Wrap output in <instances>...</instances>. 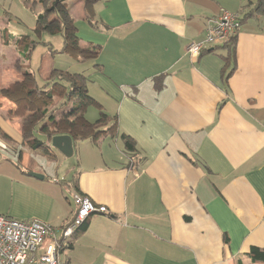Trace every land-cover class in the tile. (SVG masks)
<instances>
[{
    "label": "crops",
    "instance_id": "crops-1",
    "mask_svg": "<svg viewBox=\"0 0 264 264\" xmlns=\"http://www.w3.org/2000/svg\"><path fill=\"white\" fill-rule=\"evenodd\" d=\"M64 5L78 44L62 52L61 16L50 18L59 19L53 32L38 34L40 0H0V215L60 229L77 195L107 206L63 249L64 264H264L249 256L253 246L264 248V7L257 0ZM224 10L247 14L235 54L218 46L190 56L188 45ZM56 54L86 64L75 73L94 100L71 117V128L61 118L72 102L55 113L53 134L70 133L77 156L63 177L33 159L43 150L63 155L42 130L57 105L45 76L70 71L50 61ZM23 101L31 113L40 109L35 128L15 114ZM89 114L109 117L100 132Z\"/></svg>",
    "mask_w": 264,
    "mask_h": 264
},
{
    "label": "built area",
    "instance_id": "built-area-1",
    "mask_svg": "<svg viewBox=\"0 0 264 264\" xmlns=\"http://www.w3.org/2000/svg\"><path fill=\"white\" fill-rule=\"evenodd\" d=\"M241 23L238 13L224 10L208 20L204 38L191 42L188 53L198 57L210 48L231 43ZM74 203L71 220L60 229L38 219L24 221L0 215V264H64L61 253L72 237L91 216L108 211L107 206L86 195H77Z\"/></svg>",
    "mask_w": 264,
    "mask_h": 264
},
{
    "label": "trees",
    "instance_id": "trees-1",
    "mask_svg": "<svg viewBox=\"0 0 264 264\" xmlns=\"http://www.w3.org/2000/svg\"><path fill=\"white\" fill-rule=\"evenodd\" d=\"M48 0H40L44 5L47 4ZM66 0H53L51 3L48 4V7H45V11L42 13H39L37 16V25L35 28V32L40 34L44 31H50L53 30V28H57L55 26H59L58 20L63 21V27L67 30L65 34V46L64 49H62V52L66 51L69 45L72 47H75L78 44V36L76 32L74 31V28L72 27L71 20L68 18V11L67 7L64 5ZM252 1V0H250ZM257 6L262 8L264 7V0H257ZM59 8L63 10V17L59 19H49L47 14L51 13L52 11H59ZM57 9V10H56ZM61 10V15H62ZM247 17V14H245L244 18L241 20L244 21ZM90 21V20H89ZM22 43V41H21ZM40 43L35 41H31L29 45L27 46L29 51L34 50L35 46ZM42 44L49 47L50 52L54 53L53 47L46 43L42 42ZM227 48H230V51L235 54V41H233L229 44L224 45ZM46 86L50 87V90L46 92L48 98L50 99H56L57 105L52 109H48L46 113H49V118L51 120V123L49 125H42V130L46 131L48 133V138H51L55 130V113L57 110L60 109V107H64L65 105H68L72 102V107L70 110L64 112L62 114L61 120L65 122L66 125H68L70 128L74 126L75 120L71 117L75 116L78 113H81V110L91 105L94 100L89 95L88 89L85 85V76L83 74L71 72V71H63V70H55L48 81H46ZM157 87H161L159 82L156 83ZM11 90V88H9ZM45 109L43 108L42 114H45ZM40 113V109H37L33 113L30 112V106L26 102H21L18 105L17 110L15 111V114L17 116L21 117L22 123L24 126L30 124V122L34 121V128L36 127L38 123V114ZM109 117L106 114H102L101 118L98 119L94 124H92V127H94L95 132L98 133L101 131V125L105 124L108 121ZM40 124V123H39ZM58 131V130H57ZM126 144L129 151H134V141L129 137L126 136ZM36 141V140H35ZM40 147L39 145L35 144V148ZM75 189H79L74 183L68 184ZM79 191V190H78ZM81 195V194H80ZM88 225V222L86 221L83 226L81 227L82 230H84ZM249 256L254 262H264V248L253 246L249 252Z\"/></svg>",
    "mask_w": 264,
    "mask_h": 264
},
{
    "label": "rangeland",
    "instance_id": "rangeland-1",
    "mask_svg": "<svg viewBox=\"0 0 264 264\" xmlns=\"http://www.w3.org/2000/svg\"><path fill=\"white\" fill-rule=\"evenodd\" d=\"M53 0H48L47 4L44 5V7L42 6V8L44 9L43 12L45 11V7H48V4L51 3ZM79 2V1H78ZM78 3L75 1L74 3H72L71 5H73L72 9H76ZM57 10V9H56ZM61 10L59 8L60 14L58 11H52L51 13L47 14L48 18H52L53 16H62L63 17V10H62V15H61ZM83 10V8H82ZM63 40L62 36L59 35H55L53 36V38L51 39L52 43L55 45V47L58 48V46H60L61 48L63 47V42H61ZM61 43V44H60ZM71 56V55H70ZM50 61H54L56 66L62 67L63 64H66L67 66H69V70L71 72H78L79 69H82V67L86 66L85 63H78L77 61H75V59L71 56V58L67 57V56H63L60 54H56V57H52L49 56ZM24 67V66H23ZM47 77L46 81L49 80V75L45 76ZM7 90V89H6ZM5 90V91H6ZM70 106V105H69ZM66 107V106H64ZM63 107H60V109ZM39 115V114H38ZM89 117L92 118V120L95 122L96 120L94 119L97 116H93L89 114ZM43 125V124H42ZM39 139L42 140V136L41 135H37ZM45 139V138H44ZM55 150V149H53ZM43 150L42 155H34L33 159L36 163L47 167V170L49 171L50 174H54L57 173L59 174V177H63L65 172L70 169L69 164H75L76 160H77V156H73V157H65L64 155H61L60 153H58L57 158L52 157L47 151ZM57 154V151H56ZM72 175V173H71ZM70 177V175L68 176ZM66 189V188H65Z\"/></svg>",
    "mask_w": 264,
    "mask_h": 264
},
{
    "label": "water",
    "instance_id": "water-1",
    "mask_svg": "<svg viewBox=\"0 0 264 264\" xmlns=\"http://www.w3.org/2000/svg\"><path fill=\"white\" fill-rule=\"evenodd\" d=\"M51 147L61 152L66 157H72L75 153L74 138L70 133H56L50 138ZM29 175L43 179L44 175L37 172H29Z\"/></svg>",
    "mask_w": 264,
    "mask_h": 264
}]
</instances>
